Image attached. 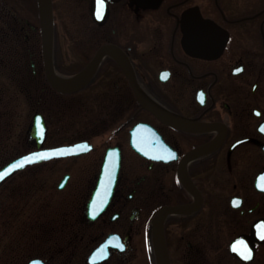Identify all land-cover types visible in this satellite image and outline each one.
I'll return each instance as SVG.
<instances>
[{
    "label": "flooded vegetation",
    "instance_id": "flooded-vegetation-1",
    "mask_svg": "<svg viewBox=\"0 0 264 264\" xmlns=\"http://www.w3.org/2000/svg\"><path fill=\"white\" fill-rule=\"evenodd\" d=\"M73 1L87 16L91 39L63 43L56 24L58 0H52L56 71L72 76L100 47L113 45L126 57L144 96L189 122H164L140 103L110 51L82 86L59 92L48 82L68 97L86 93L96 83L104 105L112 103L115 118H123L107 132L109 125L93 120L84 126L89 135L68 142L86 140L92 144L89 151L48 160L89 155L94 167L77 188L83 192L81 229L70 233L66 246L39 258L44 264H73L79 254L80 264H134L143 245L145 264H159L154 215L162 206L180 205L187 208L166 213L163 222L171 264H264V0H98L106 7L101 21L94 16L95 0ZM0 9L3 17L21 23V30L30 26L32 33L41 34L39 10L37 28L28 18L22 23L6 2L0 1ZM40 44L46 76L42 34ZM63 46L69 58L82 60L77 69L56 68ZM32 66L35 75L40 72L34 61ZM107 80L111 86L103 92ZM140 113L143 118L135 120ZM139 121L152 125L171 151H159L150 135L145 154L138 151L131 143V129ZM46 124L43 143L51 133L47 118ZM104 132L112 140L101 144L95 137ZM30 142L37 146L36 137ZM110 146L121 158L113 195L91 218L88 204ZM66 175L63 187L72 176L66 171L59 188ZM107 180L111 182V173ZM3 196L0 193L1 200Z\"/></svg>",
    "mask_w": 264,
    "mask_h": 264
},
{
    "label": "rangeland",
    "instance_id": "rangeland-1",
    "mask_svg": "<svg viewBox=\"0 0 264 264\" xmlns=\"http://www.w3.org/2000/svg\"><path fill=\"white\" fill-rule=\"evenodd\" d=\"M0 1L6 2L22 23L28 18L39 27L37 0ZM56 12L58 38L63 43L67 44L70 39H91L87 16L80 5L73 0H58ZM4 17L0 9V166L38 147L30 142L29 136L37 111L44 113L50 123V137L43 143L46 146L65 144L89 135V129L84 126L93 120L109 125L105 127L107 132V128L116 124L115 120L123 118H115L117 112L112 103L104 105L106 101L98 97L96 83L86 93L79 91L77 96L69 97L50 88L40 61V32L32 33L30 26L21 30V23L16 25L10 15ZM28 29L30 41L25 38ZM67 54V47H61V61L56 68L77 69L83 64L80 58L71 59ZM33 61L40 71L36 75ZM106 82L103 92L111 86L109 80ZM140 118H143L142 113L135 120ZM95 139L102 144L104 140H112V136L109 139L104 132ZM88 157L45 160L48 162L29 165L3 182L0 188L4 195L0 199V264H27L33 257L49 256L56 248L66 246L71 232L81 229L83 192L77 188L85 184L93 172V161ZM66 171L72 176L65 187L59 188L58 183ZM139 248L134 264H145L143 245ZM72 263H81L79 254Z\"/></svg>",
    "mask_w": 264,
    "mask_h": 264
},
{
    "label": "water",
    "instance_id": "water-1",
    "mask_svg": "<svg viewBox=\"0 0 264 264\" xmlns=\"http://www.w3.org/2000/svg\"><path fill=\"white\" fill-rule=\"evenodd\" d=\"M38 7H39V14H40V26H41V33H42V51L44 56V65L46 69V75L50 82V84L57 90L61 92H68L71 91L83 83H85L89 77L93 74L96 70L102 55L110 51L112 52L116 58L119 60V63L122 65L123 69L127 73L131 83L133 84L136 95L140 103H142L145 107L151 109L153 112L157 114V116L164 122L173 124L175 126H179V124L189 122L187 118L181 117L176 113H173L167 109L161 108L154 103H152L149 99H147L143 92L140 89V86L136 80L132 67L128 63L126 57L118 55V48L113 45H104L98 49L93 59L80 71L75 73L69 77H62L63 79H59V74L56 73L55 67L52 60V40H53V20H52V2L51 0H38ZM106 13V7L102 6L98 3V0H95L94 6V16L98 21L103 20ZM46 121L44 115L40 112H36L33 116L29 136L36 137L37 145L40 147L44 141L45 133H46ZM151 136L152 140H155L157 145V149L160 151L161 149H166L171 151V147L163 141L161 134L150 124L145 122H138L135 126L131 129V143L133 146L140 151L141 153L145 154L147 148V136ZM92 144L88 141H79L72 144H63L53 147H40L37 149H32L27 151L7 163H5L2 167H0V171L7 170V174L3 175L0 178V183L9 177L14 172L24 169L25 167L32 165L37 162H41L44 160L52 159L55 157H62L68 155H75L79 153H83L85 151L90 150ZM195 149L194 151H197ZM193 151V152H194ZM192 152V153H193ZM31 154H36L39 156V159H35ZM191 154V153H190ZM189 154V155H190ZM27 157V160H25ZM156 157L161 158L160 155ZM120 154L119 150L116 147H109L107 149L103 165H102V172L99 180L98 188L94 190L92 199L88 205V212L91 218H95L107 205L109 202L113 190L114 185L116 183L118 170L120 167ZM19 164V167L14 165ZM12 165L13 167L9 168ZM112 175L111 182L107 180V177ZM66 179V178H65ZM63 180V182L65 181ZM62 182V183H63ZM187 206H180V205H167L160 207L155 215H154V225H155V241L157 247V258L159 264H171L169 252L167 249L164 229H163V222L164 216L166 213L170 212H178L181 209H186ZM98 249L93 251V254L98 252ZM34 262H38V264H42L41 259H32L28 264H34Z\"/></svg>",
    "mask_w": 264,
    "mask_h": 264
},
{
    "label": "snow or ice",
    "instance_id": "snow-or-ice-1",
    "mask_svg": "<svg viewBox=\"0 0 264 264\" xmlns=\"http://www.w3.org/2000/svg\"><path fill=\"white\" fill-rule=\"evenodd\" d=\"M35 159H39L40 157L37 156L36 154H31ZM25 160H27V157H25ZM16 167H19L20 165L19 164H16L14 165ZM13 167L12 165L9 166V168ZM7 174V170H4V171H0V178L3 177V175H6ZM120 247H123V245L121 244ZM246 258H250V257H246ZM34 264H38V262H34Z\"/></svg>",
    "mask_w": 264,
    "mask_h": 264
},
{
    "label": "bare ground",
    "instance_id": "bare-ground-1",
    "mask_svg": "<svg viewBox=\"0 0 264 264\" xmlns=\"http://www.w3.org/2000/svg\"><path fill=\"white\" fill-rule=\"evenodd\" d=\"M59 77V79H63L61 76H58ZM151 99V101L154 103V104H156V105H158L159 106V104H158V102H156L154 99H152V98H150Z\"/></svg>",
    "mask_w": 264,
    "mask_h": 264
}]
</instances>
